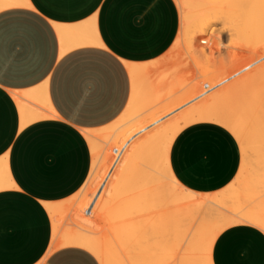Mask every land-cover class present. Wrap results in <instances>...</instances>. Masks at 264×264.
Returning <instances> with one entry per match:
<instances>
[{"label": "crops", "instance_id": "0c3cea01", "mask_svg": "<svg viewBox=\"0 0 264 264\" xmlns=\"http://www.w3.org/2000/svg\"><path fill=\"white\" fill-rule=\"evenodd\" d=\"M15 1L0 0V264H100L79 247L49 252L46 204L66 203L85 185L93 159L85 131L118 121L132 95L128 65L168 56L180 8L176 0ZM34 89L53 113L22 127L14 95ZM170 150L175 178L196 193L224 190L241 167L238 140L214 122L188 125ZM212 259L264 264V231L249 223L225 228Z\"/></svg>", "mask_w": 264, "mask_h": 264}, {"label": "bare ground", "instance_id": "6f19581e", "mask_svg": "<svg viewBox=\"0 0 264 264\" xmlns=\"http://www.w3.org/2000/svg\"><path fill=\"white\" fill-rule=\"evenodd\" d=\"M176 1L181 12L176 45L183 46L188 53L194 52L193 55H198L195 58L200 57L206 63L217 60L212 50H208L214 41V24L218 22L225 26L221 27L229 33L228 37H236L244 30L257 33H251L252 37L264 36V0ZM14 4L18 2L4 0L3 6ZM252 39L249 52L231 57L222 67L194 78L190 89L183 93L180 89L179 95L165 93L168 70L163 74L165 70H157L156 62L128 65L132 95L124 113L105 131H85L93 158L85 185L66 203L46 204L53 220L49 252L60 247H79L91 252L100 264H213V245L225 228L249 223L264 231V65L251 68L264 59V38L255 45ZM193 55L189 56V63L201 65L198 59L192 62L196 61ZM189 63L181 70L188 69ZM173 65L171 70L177 67ZM245 70L249 72L221 93H212V98L203 103H192L172 123L169 120L165 125L158 124L142 140L126 148L130 136L193 102L214 84ZM14 97L21 111L22 127L53 113L46 100L38 99L37 89ZM22 98L41 110L32 106L29 110ZM197 122H214L227 128L242 150L236 178L217 193L190 191L171 170L170 149L175 137ZM113 152L117 157L115 164ZM136 185L140 190L138 196L126 199ZM153 194L169 199L172 209L149 223L151 228L145 238H138L134 233L144 224L137 225L125 217L132 210H144V204L151 202L150 196L156 198ZM82 207L86 216L80 213ZM96 220L111 221L106 232L109 236L98 235Z\"/></svg>", "mask_w": 264, "mask_h": 264}, {"label": "rangeland", "instance_id": "374dc122", "mask_svg": "<svg viewBox=\"0 0 264 264\" xmlns=\"http://www.w3.org/2000/svg\"><path fill=\"white\" fill-rule=\"evenodd\" d=\"M219 23L220 22L214 24V31L212 33V37H213L214 41L212 43L211 49L210 50H208L209 48L207 49L208 51L212 50L211 52L215 56V57L214 56L213 57L217 58L216 61L214 60V61H210L209 62V63L215 62L214 64L213 63H211V64L206 63V61H204L202 59H199L200 57L195 58L198 55L194 54V55H196V56H194L193 55L194 52H189V53H191V56L192 55L194 56L193 58H195V60L196 59L199 60V63L201 65L194 66V63L190 64L189 62H191V58H190L191 56L190 55H189L190 57L188 56L189 53L186 51L185 48H183V46L179 47V45H176V41H175L172 49L170 50L168 56L165 57L164 59H162L161 62L156 64V65H159V66L161 64L163 65V66L161 65L162 67L158 66V69H157L159 71H161V69L165 70V71L162 70L164 73L163 72H161V73L166 74V72H167L166 69L168 70L167 76L165 75L166 81L164 82L165 87H166V89L164 90L165 93H169V94L172 93V94L179 95V94H181V90H182V93L185 92V91L187 92V88H188V90L190 89V86L192 84L191 81L194 78L203 77V75L207 74L209 72V70H213L212 68H214V69L216 68L217 69V67H219V68L222 67L223 65H225L226 62H228L231 59V57L232 58L233 57H237V56H239L241 54L245 55L247 52H249L248 50L251 48V46H253V41H252L253 39L252 38H254V40H255L254 41V45L256 43H259L261 40L263 41L264 36H261V37L260 36H253L252 37V35L255 33L252 30H251V33H253V34H251L249 32L250 30L249 31H247V30L245 31L244 30L238 36L235 35L236 37L229 36V37L233 38L234 39L233 40V39L228 37L229 33L224 28L222 29V27H221V26H223L222 23H220L221 25ZM223 27H225V26H223ZM256 34L257 33H255L254 35H256ZM258 35H260V34L258 33ZM258 37H260V39L261 38L262 39L260 40ZM256 38H258L260 41L258 42V39H256ZM243 55H241V56H243ZM198 60H196V61L193 60L192 62L196 63V62H198ZM188 63L190 64L188 69H185V70L182 69L181 70V67L187 65ZM175 64L177 65V67L175 68V70L174 69L171 70V67H172L171 65H173V68H174ZM220 65H222V66H220ZM256 65H258V66L264 65V59H262L261 61L256 63L251 68L252 69L256 68L255 67ZM251 68H249L248 70H251ZM248 70H245V71L240 72V73H236V74L232 75L231 77H229L227 79H224V80L214 84L212 89L202 93V95H200L193 102L188 103L187 105H185L181 109H178L177 111H175L173 114L161 119L159 122H157V123H155V124H153L151 126H148L146 129L140 131L139 133H135L134 135L130 136L129 139L125 143L126 144V148L131 143H133L134 141L136 142L138 140L139 141L142 140L143 137L147 133H149V131L152 130L155 126H158V124H160V126H161V123L163 125H165L167 122H169V120H170L169 123H172L171 120L172 119L174 120V118L176 119V118L180 117L179 114L181 112H185L184 111L185 109L188 110L191 107L192 103L193 104L195 102H196V104H199L197 102L203 103V102H205V100L208 101L209 99H211L212 96L217 93V91L219 93H221L224 89H226L227 87L233 85L236 81L240 80V78L243 77L245 72H249ZM174 91H175V93H174ZM212 93H214V94L212 95ZM206 98H209V99H206ZM99 151H101V148L99 149ZM113 154H114V157H115V153L114 152L112 153V155ZM116 158L117 157H115V160L112 159L113 160L112 161L113 164H115V162H117ZM119 169L117 171H120ZM133 190H134V192L133 193L131 192L130 195H128V197H126V199H132V198L138 196V193H139L140 190H139L137 185L134 187ZM153 195H155L156 198L154 199V196H150V197H152L151 200H150L151 202H150V204H147V206H146V204H144V210L143 209L142 210H140V209L132 210L125 217L126 220L128 218L127 221L132 222V223L134 222L137 225L144 224L143 228L140 229L138 227L137 230L134 233L135 236L138 237V238H140V237H144L145 238V236L147 235V231H149V229L151 228V226H149V223L155 221L161 215H163L164 213H167L170 209H172V204H171L169 199H166L165 197H164L165 199H163L162 198L163 196L161 197V195H160V197H158L159 195L157 196L156 194H153ZM105 198H106V195H104L103 199H105ZM164 200L166 201V203H165ZM157 202H158V204H157ZM83 207L81 208L80 213H82V214H84L86 216L87 214H86V212H83ZM151 218H153V219H151ZM97 221L98 220H96L94 226H95V230L98 231V235L99 236L103 235V237L105 235L109 236V234L106 233V232L108 231L107 229L109 227V222H111V221L110 220H106V221H102V222L98 221V223H97ZM119 221L123 222L124 219L123 220L120 219Z\"/></svg>", "mask_w": 264, "mask_h": 264}]
</instances>
